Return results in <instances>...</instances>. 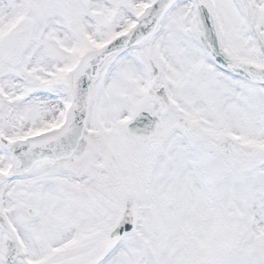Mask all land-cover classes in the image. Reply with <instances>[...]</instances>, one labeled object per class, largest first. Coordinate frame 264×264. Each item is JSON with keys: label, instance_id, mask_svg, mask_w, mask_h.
<instances>
[{"label": "snow or ice", "instance_id": "snow-or-ice-1", "mask_svg": "<svg viewBox=\"0 0 264 264\" xmlns=\"http://www.w3.org/2000/svg\"><path fill=\"white\" fill-rule=\"evenodd\" d=\"M0 264H264V0H0Z\"/></svg>", "mask_w": 264, "mask_h": 264}]
</instances>
